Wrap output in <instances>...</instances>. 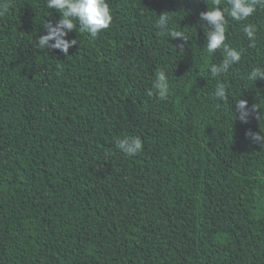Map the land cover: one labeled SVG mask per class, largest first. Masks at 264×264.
Instances as JSON below:
<instances>
[{
    "label": "trees",
    "instance_id": "obj_1",
    "mask_svg": "<svg viewBox=\"0 0 264 264\" xmlns=\"http://www.w3.org/2000/svg\"><path fill=\"white\" fill-rule=\"evenodd\" d=\"M0 16V264H264V132L236 119V99L264 109V9L229 18L243 49L221 76L209 71L199 13L213 0H108L113 22L96 39L77 28L68 54L35 47L59 19L47 0H9ZM171 30L154 23L162 12ZM258 28L257 46L242 24ZM163 69L171 94L149 95ZM228 102L217 101V82ZM218 103L219 107L217 106ZM259 111V109H258ZM140 137L123 154L116 141Z\"/></svg>",
    "mask_w": 264,
    "mask_h": 264
},
{
    "label": "clouds",
    "instance_id": "obj_2",
    "mask_svg": "<svg viewBox=\"0 0 264 264\" xmlns=\"http://www.w3.org/2000/svg\"><path fill=\"white\" fill-rule=\"evenodd\" d=\"M9 0H0V16L5 15L10 8ZM46 7L59 13V19L55 23L47 21L44 25L46 33L38 36L35 40V47L40 50H59L68 54L69 48L77 45V39H69L68 34L77 30L86 33L91 39L107 30L113 22V14L108 0H47ZM259 9H264V0H213L211 7L207 5V10L199 13L200 27L206 32L205 47L209 54H214L217 50L222 52L221 62L212 64L209 71L213 77L221 76L229 69L240 63L243 49H237L226 42L227 25L229 18L232 21L244 22L252 17ZM167 11L157 15L158 19L154 26L161 36H168L177 39L179 43L175 46L178 53L182 54L190 41L187 33L171 30L170 17ZM242 31L249 41L248 47L257 46L258 28L255 24H242ZM258 64L251 68L247 79L255 82L257 79L264 80V67ZM148 94L157 95L159 99L165 100L171 94V86L166 72L161 69L156 71L152 88ZM217 101L228 102V90L223 82H217L213 93ZM219 104L218 103V107ZM236 119L241 123H248L249 117L253 114L257 120H264V109L257 107V104L248 105L246 99H236L234 108ZM259 109V111H258ZM245 137L258 142L264 146V132H253L251 129L245 130ZM116 147L127 156H134L143 149V142L140 137H127L118 139Z\"/></svg>",
    "mask_w": 264,
    "mask_h": 264
}]
</instances>
